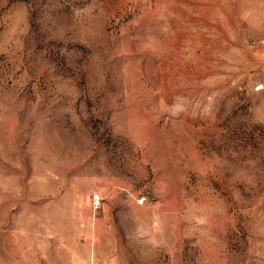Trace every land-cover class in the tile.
<instances>
[{
    "label": "rangeland",
    "instance_id": "rangeland-1",
    "mask_svg": "<svg viewBox=\"0 0 264 264\" xmlns=\"http://www.w3.org/2000/svg\"><path fill=\"white\" fill-rule=\"evenodd\" d=\"M0 264H264V0H0Z\"/></svg>",
    "mask_w": 264,
    "mask_h": 264
}]
</instances>
